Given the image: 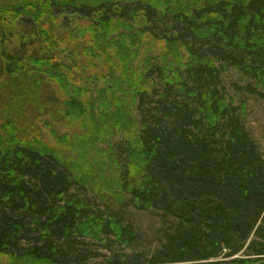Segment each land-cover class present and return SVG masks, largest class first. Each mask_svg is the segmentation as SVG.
Listing matches in <instances>:
<instances>
[{"label":"trees","instance_id":"16d2710c","mask_svg":"<svg viewBox=\"0 0 264 264\" xmlns=\"http://www.w3.org/2000/svg\"><path fill=\"white\" fill-rule=\"evenodd\" d=\"M54 6L71 8L60 30ZM22 15L37 26L16 33ZM167 15L245 56L246 88L264 101V0L0 6V264H77L84 238L131 246L129 207L156 218L155 252L107 264H264V159L247 103L218 91L192 41L148 30V16ZM151 37L167 39L154 55ZM105 198L119 204L99 207Z\"/></svg>","mask_w":264,"mask_h":264},{"label":"rangeland","instance_id":"374dc122","mask_svg":"<svg viewBox=\"0 0 264 264\" xmlns=\"http://www.w3.org/2000/svg\"><path fill=\"white\" fill-rule=\"evenodd\" d=\"M12 1L13 0H0V6L11 3ZM131 6L134 5L128 4L124 7V9L122 8L118 15L126 18L127 8H130ZM137 8L144 10L143 6H137ZM116 10L117 9L113 8L112 10H108L106 13L112 15L113 11ZM53 12L54 17H57L58 20L54 24L56 29H62L63 23L65 25H69L71 23V17H68V15L72 13L71 8H59L58 6H54ZM76 13L85 15V13H81L79 11H76ZM151 17H154L155 21L152 20ZM1 18L2 17L0 16V31L2 29L1 23H6V21H2ZM147 19L148 30L152 33L160 34L163 31H166L167 33L176 34L184 41H192L195 51L203 53L213 59V64L219 71L218 78L216 79V87L218 88V91L226 97L232 99L235 106L240 105L242 100L246 101L247 107L244 116L246 127L258 143L261 156L264 159V101L257 95L251 94L246 88L248 85L254 86L256 81L241 68L243 65L248 66V63L243 61V57L245 56L239 52L228 50V48L222 49L221 46H217L215 42L204 43L200 40L191 38L186 25L173 21V19L168 15L161 17L160 20L156 19L155 16H148ZM36 26L37 25H33L31 23L29 18L22 15L19 19L18 26L14 31L16 33H21L28 28ZM9 33L10 32H7L6 35H9ZM151 40L154 42L155 53L153 52V55L157 54L162 49L163 42L167 41L166 38L156 37H151ZM17 42L18 41L15 39L13 40L14 45L12 46L13 49L11 50V53L19 47ZM21 50L23 49L21 48ZM1 52L2 50L0 47V53ZM180 53L182 54V58L184 60L189 58L184 49H181ZM188 83L191 84L190 81ZM173 94L174 91L171 95ZM70 188L71 190L73 189V187ZM86 197L95 204L94 197L91 193H87ZM103 200L105 202L99 200V207H106L107 205L114 206L119 204L114 203L113 198H105ZM123 214L125 216V221L131 222L136 229L137 236L133 239L134 244L131 246L124 245L121 242H117L112 235H108L109 240L107 242L84 238V242L81 243V239H77L74 241V247L84 251L83 253L85 254V259L78 261L77 264H107V259L109 258L120 257V259H124L126 256L132 255L134 251H141L143 253V257H151V255L155 252L157 245L155 229L158 227V222L156 218L147 212L139 211L132 207L125 208L123 210ZM33 242H35V239L32 234L30 239H22L20 246L27 247ZM66 251L75 254L74 249L67 247Z\"/></svg>","mask_w":264,"mask_h":264},{"label":"flooded vegetation","instance_id":"af4514ba","mask_svg":"<svg viewBox=\"0 0 264 264\" xmlns=\"http://www.w3.org/2000/svg\"><path fill=\"white\" fill-rule=\"evenodd\" d=\"M63 25H64V23H63ZM67 25V24H66Z\"/></svg>","mask_w":264,"mask_h":264},{"label":"water","instance_id":"95a60500","mask_svg":"<svg viewBox=\"0 0 264 264\" xmlns=\"http://www.w3.org/2000/svg\"><path fill=\"white\" fill-rule=\"evenodd\" d=\"M30 19V18H29ZM31 20V19H30Z\"/></svg>","mask_w":264,"mask_h":264}]
</instances>
